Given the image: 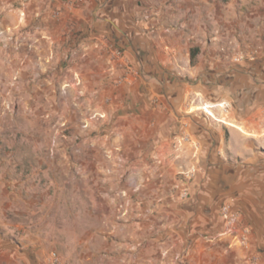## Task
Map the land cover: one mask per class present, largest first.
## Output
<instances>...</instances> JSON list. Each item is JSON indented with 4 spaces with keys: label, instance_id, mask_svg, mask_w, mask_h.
Instances as JSON below:
<instances>
[{
    "label": "crops",
    "instance_id": "1",
    "mask_svg": "<svg viewBox=\"0 0 264 264\" xmlns=\"http://www.w3.org/2000/svg\"><path fill=\"white\" fill-rule=\"evenodd\" d=\"M0 28L43 52L78 45L83 79L104 48L122 49L125 70L103 65L125 75L121 123L143 175L177 193L167 181L194 166L178 207L211 233L199 250L213 264H264V0H0ZM223 205L238 216L232 232Z\"/></svg>",
    "mask_w": 264,
    "mask_h": 264
},
{
    "label": "rangeland",
    "instance_id": "2",
    "mask_svg": "<svg viewBox=\"0 0 264 264\" xmlns=\"http://www.w3.org/2000/svg\"><path fill=\"white\" fill-rule=\"evenodd\" d=\"M0 32V264H213L197 240L208 227L196 233L178 207L195 167L167 181L171 193L128 150L125 75L103 65L125 70L112 53L123 50L104 48L83 79L78 45L43 52Z\"/></svg>",
    "mask_w": 264,
    "mask_h": 264
},
{
    "label": "built area",
    "instance_id": "3",
    "mask_svg": "<svg viewBox=\"0 0 264 264\" xmlns=\"http://www.w3.org/2000/svg\"><path fill=\"white\" fill-rule=\"evenodd\" d=\"M82 1V0H78ZM0 35H2V32H0ZM113 57L116 59H121L122 52L118 49H115L113 52ZM251 58L254 57V55L250 56ZM125 78V77H124ZM195 170H188L184 173V178H186V183L188 180L192 179L194 177ZM185 181V180H184ZM189 195V188L186 187V185L183 186L180 192V197L185 198ZM220 215L222 217V220L227 223L228 225L232 226L236 222L238 216L235 212L232 211L231 207L229 205H223L220 209ZM54 260V259H53ZM55 261V260H54ZM54 264V263H53Z\"/></svg>",
    "mask_w": 264,
    "mask_h": 264
},
{
    "label": "trees",
    "instance_id": "4",
    "mask_svg": "<svg viewBox=\"0 0 264 264\" xmlns=\"http://www.w3.org/2000/svg\"><path fill=\"white\" fill-rule=\"evenodd\" d=\"M193 58H194V52H193L192 55H191V60H193Z\"/></svg>",
    "mask_w": 264,
    "mask_h": 264
},
{
    "label": "bare ground",
    "instance_id": "5",
    "mask_svg": "<svg viewBox=\"0 0 264 264\" xmlns=\"http://www.w3.org/2000/svg\"><path fill=\"white\" fill-rule=\"evenodd\" d=\"M207 108H208V106H205V109H206L205 111H208Z\"/></svg>",
    "mask_w": 264,
    "mask_h": 264
}]
</instances>
